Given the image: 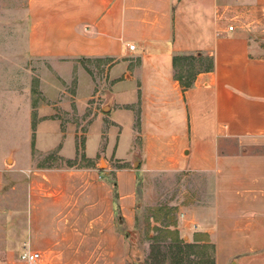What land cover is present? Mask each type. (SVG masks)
Returning <instances> with one entry per match:
<instances>
[{"label": "crops", "instance_id": "1", "mask_svg": "<svg viewBox=\"0 0 264 264\" xmlns=\"http://www.w3.org/2000/svg\"><path fill=\"white\" fill-rule=\"evenodd\" d=\"M22 19L20 57L77 83L72 124L52 75L37 108L4 113L22 140L0 151V264H26V252L39 264H127L136 164L197 176L201 202L180 231L207 235L216 264H264V0H28ZM176 57L214 67L186 86ZM82 62L107 65L110 81L95 83ZM111 146L113 183L98 170ZM49 155L72 166L39 165Z\"/></svg>", "mask_w": 264, "mask_h": 264}, {"label": "rangeland", "instance_id": "2", "mask_svg": "<svg viewBox=\"0 0 264 264\" xmlns=\"http://www.w3.org/2000/svg\"><path fill=\"white\" fill-rule=\"evenodd\" d=\"M236 4L233 0H226ZM28 0H0V151L6 143L20 145V137H10L11 127L15 131L21 122H15L4 113L16 107L26 109L31 101L33 108L44 97L41 91V80L48 81L52 75L62 85L57 96L61 103L62 125L72 124V95L75 96V76L72 73L64 78L55 73L49 76L42 73L41 62L29 61L20 57L26 53V41L22 35V15ZM25 29V28H24ZM209 65L206 59L189 58L180 60L175 67L176 76L184 82L191 81L199 70ZM82 66L90 73L95 83L109 82L106 76L107 65L82 62ZM45 69L50 71L49 65ZM73 84V85H72ZM99 87V86H98ZM112 92L107 86L96 88L95 94L101 105L107 103ZM98 93V94H97ZM18 103L11 106L10 103ZM32 128H35L37 115L33 112ZM100 117H105L99 110ZM12 127V129H14ZM7 135V136H6ZM34 144V137H33ZM127 146L121 151L126 154ZM13 160L9 161L12 166ZM42 166H72L58 156L49 155L39 161ZM136 164V205L137 214L135 228L130 232L132 248L127 264H216V247L207 235L195 233L186 237L180 231L184 212L194 210L202 198V183L194 174L174 171H144ZM121 167L111 146L106 157L99 164V171L108 177L110 183L115 182L116 171ZM175 233V234H171ZM188 245H198L186 248ZM204 247V248H200ZM209 247V248H207Z\"/></svg>", "mask_w": 264, "mask_h": 264}, {"label": "built area", "instance_id": "3", "mask_svg": "<svg viewBox=\"0 0 264 264\" xmlns=\"http://www.w3.org/2000/svg\"><path fill=\"white\" fill-rule=\"evenodd\" d=\"M236 4H239L242 2V0H233ZM230 31L234 30V27L230 26L229 27ZM129 49L130 50H135V46L134 45H129ZM21 261H23L26 264H39V260H40V254L37 252H26L24 254L21 255L20 257Z\"/></svg>", "mask_w": 264, "mask_h": 264}, {"label": "trees", "instance_id": "4", "mask_svg": "<svg viewBox=\"0 0 264 264\" xmlns=\"http://www.w3.org/2000/svg\"><path fill=\"white\" fill-rule=\"evenodd\" d=\"M183 59H189L188 58H185V57H176L174 58V66L176 67L177 66V63L180 61V60H183ZM206 60L209 61V65L205 68L206 71H211L214 67V64H213V60L210 59V58H205ZM178 80H180L181 82H183V78L181 76H178ZM186 86H190V83L189 82H186L184 83ZM171 234H175V233H171ZM186 248H194L195 246H198V245H188L186 244L185 245ZM200 248H204V247H200ZM209 248V247H207Z\"/></svg>", "mask_w": 264, "mask_h": 264}]
</instances>
